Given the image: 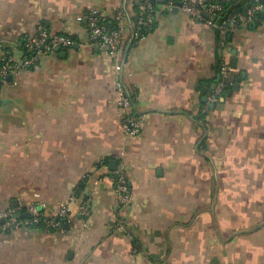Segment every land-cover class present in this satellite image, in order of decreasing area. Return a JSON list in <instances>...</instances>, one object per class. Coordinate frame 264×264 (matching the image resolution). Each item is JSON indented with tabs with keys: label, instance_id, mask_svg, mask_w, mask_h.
Listing matches in <instances>:
<instances>
[{
	"label": "crops",
	"instance_id": "obj_1",
	"mask_svg": "<svg viewBox=\"0 0 264 264\" xmlns=\"http://www.w3.org/2000/svg\"><path fill=\"white\" fill-rule=\"evenodd\" d=\"M140 3L0 0V61L11 52L20 63L37 23L75 41L1 85L0 211L35 204L51 215L62 202L70 211L60 231L0 232V264H264V10L222 47L217 29L154 0L152 29L125 57ZM119 7L125 47L116 58L89 43L85 16L112 19ZM222 60L238 87L209 107L207 128L199 86L217 79ZM119 79L141 123L136 136L121 131ZM120 156L131 191L124 215L111 176L95 169Z\"/></svg>",
	"mask_w": 264,
	"mask_h": 264
},
{
	"label": "built area",
	"instance_id": "obj_2",
	"mask_svg": "<svg viewBox=\"0 0 264 264\" xmlns=\"http://www.w3.org/2000/svg\"><path fill=\"white\" fill-rule=\"evenodd\" d=\"M149 0H141L140 21L133 31V42L139 41L145 36L143 31L151 27L155 22V14L150 11L151 7ZM165 8L168 10L177 8L183 13L187 14L191 19L205 21L210 27L215 28L219 32L222 47L225 46V35L235 27V23H247L257 17L264 10V5L260 0H254L253 4L243 12H238L229 17L221 24H216L214 21L215 14L221 11L218 4L205 3L201 0H165ZM203 13L209 17L205 18ZM87 22V36L90 44L98 46L103 52L118 57L124 46V11L121 7L115 10L112 20L115 21L116 26L112 29L105 24L107 17L99 10L93 9L85 16ZM75 41L72 37L51 33L42 23H37L35 33L28 37L25 41V48L33 52L29 57H24L20 63L13 61L11 52H6L1 58L0 65V83L5 84L8 73L17 72L19 70H30L39 62L41 56L52 52L56 48L67 49L72 47ZM121 60L116 64V70L121 71L123 68ZM233 74L229 67L227 60H222L216 82L212 89L206 95V102L201 107L200 122L208 128L209 122L207 114L209 113V105H218L223 97L226 89L232 87ZM117 107L118 116L120 119L121 131L127 136H136L141 131V123L139 118L133 112L132 95L123 84L122 80L117 82ZM117 165L114 170H110L106 160H100L95 165V169H102L108 173L113 181V193L115 209L118 215H124L127 205L130 202L131 191L129 180L126 175L125 165L122 156L117 159ZM90 173H84L81 176V184H86ZM42 205L30 204L23 209V213H29L30 218H25L19 221L14 218L18 213L14 209L0 211V232H13L19 228L38 229L40 232L49 234L60 231L63 227L64 221H67L68 213L70 211L69 203L62 202L56 205L55 213L49 215L44 213L42 216V226L34 227L41 221L39 210ZM91 198L86 194L78 207V214L81 221H84L90 215ZM122 219V218H121Z\"/></svg>",
	"mask_w": 264,
	"mask_h": 264
},
{
	"label": "trees",
	"instance_id": "obj_3",
	"mask_svg": "<svg viewBox=\"0 0 264 264\" xmlns=\"http://www.w3.org/2000/svg\"><path fill=\"white\" fill-rule=\"evenodd\" d=\"M253 1H254V0H247L248 3H247V5H245V8L241 7V6L238 4V2H234V1H232V0H228V1H207V2H205V3H206V4H207V3H213V4H218V5H220V7H221L222 9H221L220 12H217V13L215 14L214 21H215L216 24H221L223 21H226L229 17L235 15L236 13L245 11L248 7H250V6L253 4ZM260 1L262 2V0H260ZM140 4H141V3H140ZM149 4H150V7H151L150 11H151L152 13H154V10H153V9H154V5L151 4V3H149ZM163 4H165V1L163 2ZM259 16H260V15H257V17H259ZM139 21H140V13H139V20H138V22H139ZM105 24H106V26H107L108 28H110V29H112V28H114V27L116 26L115 21L112 20V19H107L106 22H105ZM153 25H154V24H153ZM153 25H152V26H153ZM235 25H237V23H235ZM152 26L149 27L148 29H145V30L143 31V34L146 35V34L152 29ZM134 30H135V29H134ZM217 32H218V30H217ZM218 33H219V32H218ZM25 41H26V40L21 41V42H20V46H21L22 50L24 51V57L26 58V57L31 56V55L33 54V52L28 51V50L25 48ZM124 47H125V42H124L123 49H124ZM57 49H59V50H65V49H61V48H57ZM123 49H122V50H123ZM220 63H221V62H220ZM220 63H218L217 69H219V65H220ZM0 65H1V63H0ZM216 80H217V79H215V80L212 81V82H211V81H206V82L200 84V86H199V91H200L201 96L205 97V96L207 95V93L211 90V88H210V87H211V84H212V83H215ZM231 89H232V87L226 89L225 92H224V94H223V96H225L226 93H227V91H228V90H231ZM199 118H200V117H199ZM107 164H109L108 161H107ZM84 190H85L84 185H79L78 188H77V191H76V193H75V196L81 199L80 196H81V193H82ZM15 211H16L18 214H21V213L24 212L23 209H19V210L15 209ZM39 214H40V216H41V221H40L38 224H36L34 227H41V226L43 225V224H42V218H44V217L42 216L43 211H42L41 209L39 210ZM24 219H25V218H18L19 221H22V220H24Z\"/></svg>",
	"mask_w": 264,
	"mask_h": 264
},
{
	"label": "water",
	"instance_id": "obj_4",
	"mask_svg": "<svg viewBox=\"0 0 264 264\" xmlns=\"http://www.w3.org/2000/svg\"><path fill=\"white\" fill-rule=\"evenodd\" d=\"M151 3H153L154 2V0H149ZM163 2L165 1V0H162ZM262 3L264 4V0L262 1ZM172 11H177V8H174V9H172ZM203 16L205 17V18H208L209 16L206 14V13H203ZM132 40H133V34H132V36H131V39L129 40V42L127 43V45H126V48H125V52H124V56L126 57L127 56V52L129 51V47L131 46V44H132ZM56 50H57V48H56ZM124 57V58H125ZM11 77H12V75H9L8 76V78L9 79H11ZM237 87H238V85L237 84H235V85H233V87H232V89H237ZM0 91H1V83H0ZM230 93H231V90H228L227 91V95H230ZM206 99H204V101H205ZM223 100V98L220 100V101H222ZM209 107L210 108H213L214 107V105H209ZM116 165H117V162L115 161V160H112V161H110V163H109V168L111 169V170H114L115 168H116ZM17 206V205H16ZM30 214L29 213H21V214H15L14 215V218H30ZM3 223V221H0V224H2Z\"/></svg>",
	"mask_w": 264,
	"mask_h": 264
}]
</instances>
